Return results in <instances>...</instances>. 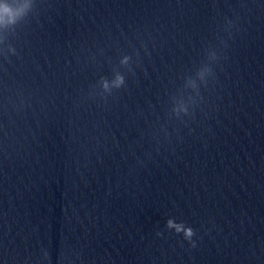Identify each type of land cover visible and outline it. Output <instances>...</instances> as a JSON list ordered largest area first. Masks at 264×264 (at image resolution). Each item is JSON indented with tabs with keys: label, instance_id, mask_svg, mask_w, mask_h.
Here are the masks:
<instances>
[{
	"label": "clouds",
	"instance_id": "9594fccd",
	"mask_svg": "<svg viewBox=\"0 0 264 264\" xmlns=\"http://www.w3.org/2000/svg\"><path fill=\"white\" fill-rule=\"evenodd\" d=\"M39 4L40 0H0V57L7 60L8 54H17L16 48L9 41L14 39L31 20L37 17ZM232 26L231 21H226L225 30ZM131 59L128 55L123 56L120 65L128 67ZM218 60L217 51L209 47L206 62L195 70L194 75L185 77L182 87L177 89L176 94L170 98L172 103L171 114L177 119L190 115V108L195 106L196 98L201 95V86L207 87L209 80L214 79L215 74L212 65ZM113 71L114 75L111 80L101 77L99 81L100 91L96 93L93 90L92 94H98L104 98L106 95H111L114 90H119L125 86V76L118 70L114 69ZM129 71H131L130 68ZM166 228L173 230L178 235L182 234L183 239L188 241L191 247H196V242L193 240L196 233L191 226L169 218L166 221ZM161 234L157 233V235ZM45 259H48L47 253H45Z\"/></svg>",
	"mask_w": 264,
	"mask_h": 264
}]
</instances>
